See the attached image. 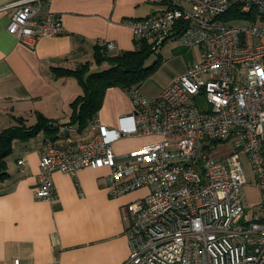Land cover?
<instances>
[{"label": "built area", "instance_id": "2783aa9c", "mask_svg": "<svg viewBox=\"0 0 264 264\" xmlns=\"http://www.w3.org/2000/svg\"><path fill=\"white\" fill-rule=\"evenodd\" d=\"M159 9L127 19L134 41L153 48L167 38L199 48V59L173 77L157 95H128L132 108L116 126L97 120L74 150L48 144L39 157L35 197L51 200L55 170L75 174L107 166L110 195L146 187L122 205L129 256L123 264H264V0H143ZM235 15L225 19L230 10ZM8 33L29 48L43 36L63 32L62 17L48 0H8ZM246 19L245 25L232 19ZM102 51L113 41L100 40ZM60 132L72 131L59 126ZM150 137L118 155L122 137ZM232 152L210 157L219 141ZM203 143L202 147L199 144ZM244 156L254 179L247 181ZM23 158L17 165L23 167ZM258 189L249 207L243 186ZM13 264H24L16 259Z\"/></svg>", "mask_w": 264, "mask_h": 264}, {"label": "crops", "instance_id": "0c3cea01", "mask_svg": "<svg viewBox=\"0 0 264 264\" xmlns=\"http://www.w3.org/2000/svg\"><path fill=\"white\" fill-rule=\"evenodd\" d=\"M6 2L0 0V5ZM48 4L61 15L63 32L41 37L32 48L8 33L11 11H0V130L14 125V117L19 116L26 124L34 123L37 114L58 123L67 122L70 102L81 89L74 78L54 76L51 69L73 68L85 61L90 62V70L96 69L93 50L95 45L99 47L100 40L114 42L108 54L132 50L135 41L127 19L140 18L160 8L143 0H48ZM131 108L126 91L109 87L96 118L116 126L118 117ZM92 132L89 124L80 132L58 136L54 142L42 132L27 141L13 140L6 158L9 176L0 184V264H13L16 259L24 264L127 261L125 230L129 220L123 217L121 207L143 196L147 189L111 196L109 168L99 166L84 167L75 174L53 171L51 200L37 198L33 193L44 147L56 144L74 150L76 143ZM149 140L150 137H122L112 149L122 155ZM19 158L25 161L23 167L17 165Z\"/></svg>", "mask_w": 264, "mask_h": 264}, {"label": "trees", "instance_id": "16d2710c", "mask_svg": "<svg viewBox=\"0 0 264 264\" xmlns=\"http://www.w3.org/2000/svg\"><path fill=\"white\" fill-rule=\"evenodd\" d=\"M234 11L235 9L230 10L225 19L234 16H246L254 19L251 15H235ZM154 50L156 49L148 40L136 41L132 50H123L116 54H108L95 45L94 63L100 66L105 62L108 65L105 68L92 71L89 61L80 63L73 68L53 67L51 70L54 76L73 77L81 89V93L70 102L69 120L58 123L37 114L34 123L26 124L24 118L14 117V125L0 130V184L9 176L6 158L11 153L13 140L27 141L42 132L54 142L58 136L65 137L72 131H82L96 119L107 88L118 87L127 93L131 88L138 89V85L150 68V66L144 65V60ZM67 125L71 126L72 131H59V126Z\"/></svg>", "mask_w": 264, "mask_h": 264}, {"label": "rangeland", "instance_id": "374dc122", "mask_svg": "<svg viewBox=\"0 0 264 264\" xmlns=\"http://www.w3.org/2000/svg\"><path fill=\"white\" fill-rule=\"evenodd\" d=\"M233 23L245 25L249 21L246 19H232ZM151 51L144 60L145 66H150L149 71L138 85L139 91L144 95L155 96L166 86L175 76L181 74L185 67L193 61L199 59V48L196 46H186L177 39L167 38L162 44ZM108 66L102 64L94 70H101ZM73 78V77H72ZM70 78V79H72ZM75 83L77 84L76 79ZM203 143L199 144L202 147ZM232 152L231 140H223L212 145L209 150L210 157H225ZM244 175L247 181L254 179V174L250 164L244 156L241 157ZM142 188V187H141ZM146 189V187H144ZM243 193L249 207L258 203L260 199L259 191L256 187L249 184L243 186Z\"/></svg>", "mask_w": 264, "mask_h": 264}]
</instances>
